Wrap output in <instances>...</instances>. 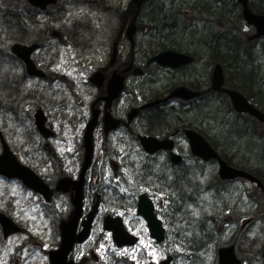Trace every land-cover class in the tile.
Here are the masks:
<instances>
[{
  "label": "flooded vegetation",
  "instance_id": "af4514ba",
  "mask_svg": "<svg viewBox=\"0 0 264 264\" xmlns=\"http://www.w3.org/2000/svg\"><path fill=\"white\" fill-rule=\"evenodd\" d=\"M13 2L12 11L0 16V39L5 44L0 46V162L7 163L5 169L12 170L14 176L0 174L1 185L10 191L0 198L3 241L17 235L30 236L32 231L28 227L35 224L40 214L46 215L56 229L55 245L46 252V264H52L50 254L62 244L61 225L73 218L78 198H82L83 212L77 238L96 194L102 196L101 207H104L107 187L100 184L101 176L108 168L117 175L122 173L120 158L134 169L133 145L144 155L141 194H148L157 206L162 191V181H158L171 180L167 184L178 200L170 201L181 204L177 185L180 178L190 176L196 182L192 176L195 170H198L196 176L205 179L211 166L219 168L218 160L205 161L191 153L185 136L187 130L203 135L235 168L239 167L222 151L226 146L225 136L217 133L216 127L230 133L226 118H247L253 138L259 141L264 123L250 114L236 112L228 93L241 92L264 113V106L259 103L264 96V84L256 76V69L250 70V76L228 77L232 61L238 62L235 58L244 49H251L247 57L253 64L257 61L254 52L264 51V37L257 38V29L245 21L244 5L238 0ZM248 5L252 12L264 15L260 10L264 8V0H249ZM207 31L211 35L208 39ZM7 35L12 36L7 38L9 43L4 40ZM166 52L183 55L172 58L180 65L165 67L156 61ZM186 59L189 61L185 63ZM88 60L91 66L86 68ZM218 65L224 69L225 83L216 90L213 73ZM180 88L191 91L193 98L189 101L170 98ZM212 100H217L216 108L224 117L219 118L213 110ZM191 110H198L199 118L182 116ZM91 121H95L94 158L80 192L78 181L86 160L85 134ZM230 136L234 140L231 133ZM144 138L174 147V152L182 156L179 163H174L173 152L169 150L148 153L142 145ZM6 149H9L7 153ZM255 175L264 183V172ZM205 180L208 182V178ZM186 188L197 191L196 184L190 182ZM209 189L210 185L207 190L200 188L195 195L205 194ZM42 205L51 209L42 211ZM179 207L170 208L176 212ZM118 211L128 214L126 208ZM156 213L164 219L162 201ZM5 225L21 233L5 238ZM230 234L224 237L227 238L224 242L217 238L212 242L207 236L208 240L205 238L201 246L185 248L186 257L190 262L199 256L204 261L214 257L215 264H219V251L234 247L243 264H264L259 253L253 259L256 252H251L253 249L249 247L255 242L253 238L246 241L243 236ZM91 239L76 244L68 260L99 264L93 245L89 246ZM176 240L181 246L194 243L178 236ZM13 260L20 264L14 257L2 258L3 263L13 264ZM178 261L175 254L172 264Z\"/></svg>",
  "mask_w": 264,
  "mask_h": 264
},
{
  "label": "rangeland",
  "instance_id": "374dc122",
  "mask_svg": "<svg viewBox=\"0 0 264 264\" xmlns=\"http://www.w3.org/2000/svg\"><path fill=\"white\" fill-rule=\"evenodd\" d=\"M13 5V0H0V16L1 14L11 12ZM261 10L264 11V8ZM149 16L155 17L154 14H150ZM181 18L186 21L184 16ZM0 19H2V17H0ZM205 37L207 39L211 37L208 31ZM7 38L11 39L12 36L7 35L4 37L6 43H9ZM3 44V40L0 39V46ZM249 51H251V49H249ZM262 52L264 51L259 50L258 53L254 52V57L257 61L253 64L252 60L247 57L246 50L244 49L243 53L240 52V60L238 62L234 63L231 59L232 66H230V70L227 71L228 77L236 73V76L242 77L244 75L243 72L255 68L256 76L260 83L264 84V55H262ZM90 66L91 63L88 60L85 67L89 68ZM0 67L2 68V64ZM259 103L261 106H264V96L259 99ZM216 104L217 101H214L212 104L213 110L218 113L219 118L224 117L225 114L216 108ZM187 114L188 113H184L182 116H189ZM226 120L229 123L231 135H235V140L230 136L229 131L220 128L219 133L225 136V149L227 151H232L237 157L239 156L240 159L237 160H241L245 167L253 171L258 172L259 170L260 172H264V159L262 158L264 153V130L260 128L262 139L260 144L254 147L252 144L256 142V139L253 138L255 136L253 135L252 129L249 128V123H247L245 119H236V121L234 118H226ZM140 152L141 150H139L138 146L133 145L131 147V160L134 162L132 167H135V170L130 168L126 160L120 158L124 167L122 173L117 175L112 168H108L105 175L101 176L100 184H106L107 187L105 204L89 245H93L96 249L100 264H126V262L128 264H146L150 261L160 262L165 258L164 256L167 253H171L173 256L175 254L178 255V264H215L214 257H210V260L204 261L202 256L197 257L194 262H188L184 255L186 251L181 249L180 244L176 240V236L194 240V243L190 245L186 243V245L197 248V246H201L205 238L206 241L210 238L213 242V238H217L220 242H224L227 240V238L224 237L230 236V233L238 234V232L240 235H246L244 238L248 236L255 240L249 247L253 249L251 252H256L253 259L258 257L257 253H259L261 247H264V197L256 188L247 182L242 181L231 185H222L214 182L216 174L214 166H211L207 170L208 177L205 179L208 178V182L205 179L200 180L201 188L203 186L207 187L209 182L212 184V189L199 197L200 206H196L194 203L189 202L193 193L196 194L198 192H193L190 188H186L188 182H190V184H197L194 180L192 181L190 176L180 178L177 184L179 186L181 205L176 212L174 208H170L171 206H179V204L170 201L171 199L175 201L178 200V195L174 193L172 196L171 185L167 184L172 183V181L169 180V182H166L160 180L157 182L159 183L162 181L160 183L162 189L159 187V189L162 190L160 192L162 195L157 197V202L164 200L163 208L165 213L163 217L166 220L169 235L164 245H157L151 239L148 228L136 212L138 195L144 190V188H139V183H142L145 179L144 175L141 176V157H144V155ZM233 153L231 154L233 155ZM252 154L260 161H250ZM245 160H249V163ZM194 173V175H196L198 170H195ZM209 178L211 181H209ZM133 187L136 190L130 191V188ZM122 189H126L127 191H123ZM8 192L10 191L0 183V198H5L7 195L4 194ZM166 198L169 199L166 200ZM124 208L128 209V214L124 216V218L129 229L140 236V242L138 244L140 247L136 246L134 248H127L125 249L126 251H121L122 249H118L113 243L112 236L109 235L110 233L102 228L101 222L104 215L108 213L115 214L118 209ZM50 209L51 207H46L44 205H42L41 208V210L45 212ZM197 213L199 214L197 215ZM118 214L124 215L123 212L120 211ZM249 219L253 221L251 231L250 233L248 231H244L243 233L241 226L244 221ZM28 229L32 231L30 236L17 235L8 241H3V235L0 232V264H9L8 262L3 263L2 261V258L7 257L18 259L20 264L47 263L45 249L53 248L55 245L56 229L54 222L52 220L48 221L46 215L40 214L38 220H35V224H33L32 227H28ZM141 241L144 243L141 244ZM45 245H47V247H45ZM153 248L156 252L155 256L153 255ZM133 249H135V251H132ZM133 256H135V259L132 258ZM260 257L262 258V256ZM13 264L16 263L13 262Z\"/></svg>",
  "mask_w": 264,
  "mask_h": 264
},
{
  "label": "water",
  "instance_id": "95a60500",
  "mask_svg": "<svg viewBox=\"0 0 264 264\" xmlns=\"http://www.w3.org/2000/svg\"><path fill=\"white\" fill-rule=\"evenodd\" d=\"M239 1H241L245 6L244 17L247 20V22L249 24L254 25L257 28L258 36L264 35V16L255 15L251 13V11L249 10L247 6V0H239ZM167 55H173V53L163 54L161 55V57L157 58V60L161 62V59H164V57ZM163 64L170 65V66L176 65L173 61H169V62L164 61ZM219 78H222L221 67H218L216 69L214 82L217 83ZM232 98L238 110L249 111L254 115L262 117L261 114L251 105H249L246 99H244L239 93L233 92ZM91 135H92V125L89 127L87 131V135H86V146H87L88 155H87V161L84 166V172L87 171L91 163L92 154H93ZM189 138H190L191 145L193 147L195 154L203 156L205 158H209L210 156H217L214 153V151L211 148H209V146L198 135L189 133ZM148 149L151 150L149 147ZM0 167H2L1 164H0ZM1 171L9 173L7 172V170H3L2 168H0V172ZM221 176L224 179H235L238 177H244L252 182L257 181V179H255L250 174L244 171L232 169L228 167L225 163L221 164ZM145 201H147L148 203ZM97 205L98 204L95 205V210L97 209ZM138 213L141 215H144L146 219L148 220L152 236L156 238L158 242H162L164 240L165 230L162 228L161 222L158 221L155 215L153 214V208L147 199L141 198ZM92 218L93 216L91 215L90 220L88 222V226L86 227V231L83 234V236L79 239L80 242H83L87 238L89 230H90V224H91ZM77 219H78V215L70 223H67L66 225L64 224L65 226H63V234H64L63 247L59 253L53 256L54 264H66V257L69 254V251L74 244V236L76 233L75 225H76ZM106 229L113 231L114 240L116 241L119 247H123L125 245H134L137 241L135 237L131 236L129 233L125 231L121 219H116V220L108 219L106 221ZM56 255H59V256L55 258ZM70 264H73V263H70Z\"/></svg>",
  "mask_w": 264,
  "mask_h": 264
},
{
  "label": "snow or ice",
  "instance_id": "6c2138e0",
  "mask_svg": "<svg viewBox=\"0 0 264 264\" xmlns=\"http://www.w3.org/2000/svg\"><path fill=\"white\" fill-rule=\"evenodd\" d=\"M123 191H127L126 189H122ZM29 195H31V194H29ZM199 213H197V215H198ZM109 235H111V234H109ZM144 242L143 241H141V244H143ZM45 247H47V245H45ZM137 247H140V245H137ZM121 251H126L125 249H122ZM132 251H135V249H133ZM153 255L155 256L156 255V252H155V249L153 248ZM133 259H135V256H133L132 257ZM157 260H158V257H157Z\"/></svg>",
  "mask_w": 264,
  "mask_h": 264
}]
</instances>
